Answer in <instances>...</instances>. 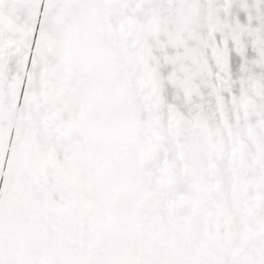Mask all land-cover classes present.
<instances>
[{
	"label": "snow or ice",
	"instance_id": "1",
	"mask_svg": "<svg viewBox=\"0 0 264 264\" xmlns=\"http://www.w3.org/2000/svg\"><path fill=\"white\" fill-rule=\"evenodd\" d=\"M0 264H264V0H0Z\"/></svg>",
	"mask_w": 264,
	"mask_h": 264
}]
</instances>
